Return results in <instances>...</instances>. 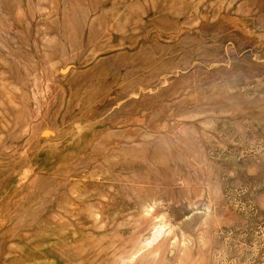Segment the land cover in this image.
Here are the masks:
<instances>
[{
	"label": "rangeland",
	"instance_id": "1",
	"mask_svg": "<svg viewBox=\"0 0 264 264\" xmlns=\"http://www.w3.org/2000/svg\"><path fill=\"white\" fill-rule=\"evenodd\" d=\"M0 264H264V0H0Z\"/></svg>",
	"mask_w": 264,
	"mask_h": 264
}]
</instances>
